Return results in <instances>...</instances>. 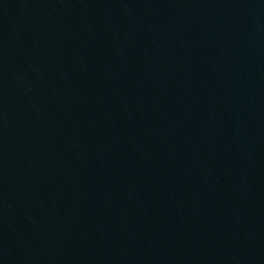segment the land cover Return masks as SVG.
I'll return each mask as SVG.
<instances>
[{
    "label": "water",
    "instance_id": "1",
    "mask_svg": "<svg viewBox=\"0 0 264 264\" xmlns=\"http://www.w3.org/2000/svg\"><path fill=\"white\" fill-rule=\"evenodd\" d=\"M0 264H264V0H0Z\"/></svg>",
    "mask_w": 264,
    "mask_h": 264
}]
</instances>
